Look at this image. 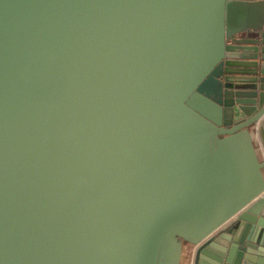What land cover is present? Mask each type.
Listing matches in <instances>:
<instances>
[{
	"label": "water",
	"instance_id": "obj_1",
	"mask_svg": "<svg viewBox=\"0 0 264 264\" xmlns=\"http://www.w3.org/2000/svg\"><path fill=\"white\" fill-rule=\"evenodd\" d=\"M263 167L264 0H0V264H264Z\"/></svg>",
	"mask_w": 264,
	"mask_h": 264
},
{
	"label": "rangeland",
	"instance_id": "obj_2",
	"mask_svg": "<svg viewBox=\"0 0 264 264\" xmlns=\"http://www.w3.org/2000/svg\"><path fill=\"white\" fill-rule=\"evenodd\" d=\"M249 132H250V134H251L252 142H253L254 147H255V150H256V157H257V159H258L259 161H261V160H262V157H261V155H260V153H259V151H258V149H257V145H256V143H255V137H254V135H253V129H252V127L249 128ZM261 173H262V176H263V178H264V167L261 169ZM183 245H184V244H182V246H183ZM189 257H190V255H189V251L187 250L185 253H183V255H181V263H180V264H188V263H189Z\"/></svg>",
	"mask_w": 264,
	"mask_h": 264
},
{
	"label": "crops",
	"instance_id": "obj_3",
	"mask_svg": "<svg viewBox=\"0 0 264 264\" xmlns=\"http://www.w3.org/2000/svg\"><path fill=\"white\" fill-rule=\"evenodd\" d=\"M189 251V255L190 253L194 251V247L190 244H184L181 248V253H180V259H179V264L181 263V255H183V253H185L186 251ZM190 258V257H189ZM192 259V258H191ZM190 262V260H189Z\"/></svg>",
	"mask_w": 264,
	"mask_h": 264
},
{
	"label": "trees",
	"instance_id": "obj_4",
	"mask_svg": "<svg viewBox=\"0 0 264 264\" xmlns=\"http://www.w3.org/2000/svg\"><path fill=\"white\" fill-rule=\"evenodd\" d=\"M184 244H186V243H184Z\"/></svg>",
	"mask_w": 264,
	"mask_h": 264
}]
</instances>
